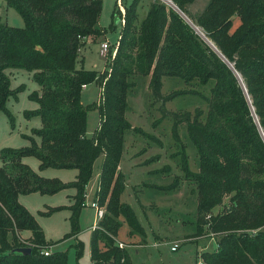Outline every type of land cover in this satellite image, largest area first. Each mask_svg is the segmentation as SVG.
<instances>
[{
	"label": "trees",
	"instance_id": "obj_1",
	"mask_svg": "<svg viewBox=\"0 0 264 264\" xmlns=\"http://www.w3.org/2000/svg\"><path fill=\"white\" fill-rule=\"evenodd\" d=\"M5 1L25 24L0 20V111L23 89L11 87L7 69L30 70L40 85L30 96L39 105L26 114L39 115L41 126L34 128L40 142L31 136L28 146L1 150L0 264H67L65 252L42 253L49 242L20 196L74 187L70 209L77 235L87 185L101 153L95 202L104 214L92 235L91 264H134L131 247L140 238L146 242V229L133 206L123 200L127 185L121 161L126 132L143 130L126 115L130 91L141 76H149L154 95L164 102L195 95L207 105L199 104L194 111L162 107L163 115L173 118V136L180 146L173 155L180 156L183 176L193 182L196 193L193 236L213 235L217 240L216 249L200 254L203 264H264V136L258 124L264 130V0H209L194 16L190 5L195 0H172L233 64L247 92L228 61L165 0H152L142 18L140 0L125 6L116 53L102 72L79 64V56L88 38L106 30L99 26L103 0ZM117 12L121 13L118 3ZM165 76L182 79L184 87L163 94ZM94 81L102 85V118L91 137L81 95L84 84ZM182 123L197 150V169L191 166L178 130ZM28 155L39 158L41 169L76 168V178L64 182L41 175L24 161ZM181 178L176 175L169 185L154 187L173 191ZM61 208H50L46 214ZM25 231L30 232L27 238L22 237ZM19 247L32 252L15 251ZM76 247L81 254L80 240Z\"/></svg>",
	"mask_w": 264,
	"mask_h": 264
},
{
	"label": "rangeland",
	"instance_id": "obj_2",
	"mask_svg": "<svg viewBox=\"0 0 264 264\" xmlns=\"http://www.w3.org/2000/svg\"><path fill=\"white\" fill-rule=\"evenodd\" d=\"M119 1L125 8L133 0H103L99 26L106 30L97 38L87 39L80 49L79 64L98 69L100 72L108 69L110 57L121 35L120 15L125 14V9L123 11L121 8V13L114 14L116 3ZM151 1L140 0L138 10L141 18L146 15ZM208 2L209 0H195L190 5V14L196 15ZM118 5L119 8L120 4ZM0 20H6L17 26L25 24L18 10L8 5L5 0H0ZM106 40L110 41L107 56L101 53V43ZM7 72L11 79V87L16 89L23 86V89L17 95H11L6 108L0 111V164H2L1 150L3 148L28 146L32 143L31 136L36 137L40 142L39 136L34 134V128L41 126V118L39 115L26 114V111L35 109L39 105L30 94L40 85L34 80L33 72L30 70L11 67L7 69ZM149 79V76L138 77L135 87L130 91L126 115L134 126L143 130L126 132L125 151L121 161L127 185L123 200L133 206L146 229V242L144 243L140 238L131 247L133 263L197 264L201 262L203 264L200 254L206 250L216 249L217 240L213 235L196 238L193 236L196 230L194 227L197 211L196 193L193 182L183 176V170L178 162L180 156L173 155L177 153L180 146L173 136V118L170 115L164 116L162 107L164 105L169 111L178 110L180 107L194 111L199 104L207 105L195 95L178 96L164 102L154 95ZM163 80V94L175 88L184 87V81L180 78L165 76ZM81 99L87 106V130L92 137L102 118L100 82L94 81L87 84L82 90ZM155 121L158 122L154 124ZM178 130L183 141L187 143L191 166L197 169V150L187 139L186 124H180ZM149 134L155 138L149 137ZM24 161L41 175L58 177L64 182L73 181L77 175L76 168L50 166L41 169L40 160L35 155L25 156ZM103 161L104 153H101L95 160L93 176L87 185L85 205L79 215L77 235L73 234L70 209L74 203L73 196L76 194L74 187L54 194L34 192L20 196V202L35 216L45 232L49 242V247L46 249L51 253H67V264H91L92 235L94 228L100 222L97 208L93 206V203L96 199ZM176 175H181L182 178L175 190L165 191L154 187V185H169ZM148 185L152 186L148 187ZM226 201L228 198L225 199ZM53 207L62 208L52 214H46ZM221 209L222 206L217 208L216 212ZM29 233L25 231L24 235L27 236ZM124 233L126 234L127 231L124 230ZM79 240L83 244L81 254H78L76 247ZM176 241L180 242V247L177 251H172L171 247ZM136 249L139 250L136 251Z\"/></svg>",
	"mask_w": 264,
	"mask_h": 264
},
{
	"label": "water",
	"instance_id": "obj_3",
	"mask_svg": "<svg viewBox=\"0 0 264 264\" xmlns=\"http://www.w3.org/2000/svg\"><path fill=\"white\" fill-rule=\"evenodd\" d=\"M166 1V0H165ZM167 3H169L170 5H172L173 7H175L184 17H185V19L187 20V21H189L190 23H191V25L197 30V32L198 33H200L202 36L204 35L203 34V32H200V30L197 28V25L195 24V23H193V21L188 17V15L181 9V8H179V6H177V4H175L174 2L173 3H170V2H168V1H166ZM204 37V36H203ZM207 37V36H206ZM205 38V37H204ZM206 39V41L216 50V51H218L219 53H220V55H222L223 56V54L221 53V51L218 49V47L214 44V42L212 41H209L207 38H205ZM224 57V59L226 60V61H228L227 60V58L225 57V56H223ZM228 63L230 64V66L231 67H233L234 68V66H233V64L231 63V62H229L228 61ZM235 69V68H234ZM235 71H236V73L238 74V76H239V78H240V80L242 81V84H243V87H244V89H245V91L247 92V88H246V86H245V84H244V82H243V80H242V78H241V75L239 74V72L235 69ZM255 113V112H254ZM255 117H256V120L258 121V117H257V115L255 114ZM258 124H259V127H260V130H261V132H262V134H263V136H264V130L262 129V127H261V125H260V123H259V121H258ZM15 251H17V252H21V253H23V254H30L31 252H32V249L30 248V247H19V248H16L15 249Z\"/></svg>",
	"mask_w": 264,
	"mask_h": 264
},
{
	"label": "built area",
	"instance_id": "obj_4",
	"mask_svg": "<svg viewBox=\"0 0 264 264\" xmlns=\"http://www.w3.org/2000/svg\"><path fill=\"white\" fill-rule=\"evenodd\" d=\"M118 3L120 4V7H119V8L123 9V11H124L125 8L122 6L121 1H119ZM118 6H119V5H118ZM121 9H120V10H121ZM124 13H125V11H124ZM109 47H110V41H108V40L103 41V42L101 43V53H102L103 55L107 56L108 51H109ZM115 53H116V47H115V50L113 51L112 55H114ZM86 85H87V84H84V87H85ZM93 206H94L95 208H97V211H98V217L101 219V218L103 217L104 210H103L102 208H100V207L97 205L96 202L93 203ZM95 228H96V227H95ZM179 247H180V242L176 241V242H174L173 246L171 247V250H172V251H177V250L179 249ZM42 253L45 254L46 256H48V255L51 254V251L45 249V250H43ZM197 264H202V263H201V262H197Z\"/></svg>",
	"mask_w": 264,
	"mask_h": 264
},
{
	"label": "bare ground",
	"instance_id": "obj_5",
	"mask_svg": "<svg viewBox=\"0 0 264 264\" xmlns=\"http://www.w3.org/2000/svg\"><path fill=\"white\" fill-rule=\"evenodd\" d=\"M166 1H168V2H170V3H173L171 0H166ZM198 28V27H197ZM199 29V28H198ZM200 30V29H199ZM200 32H202L201 30H200ZM204 34V33H203ZM205 38H207L209 41H211L208 37H206V35L204 34L203 35ZM212 42V41H211Z\"/></svg>",
	"mask_w": 264,
	"mask_h": 264
},
{
	"label": "crops",
	"instance_id": "obj_6",
	"mask_svg": "<svg viewBox=\"0 0 264 264\" xmlns=\"http://www.w3.org/2000/svg\"><path fill=\"white\" fill-rule=\"evenodd\" d=\"M171 1H172V0H171ZM172 2H173V1H172ZM197 27H198V26H197ZM198 28H200V27H198ZM20 200H21V197H20ZM22 235H23V237L27 238V237L30 236V233H29L27 236H25V235H24V232H23Z\"/></svg>",
	"mask_w": 264,
	"mask_h": 264
}]
</instances>
